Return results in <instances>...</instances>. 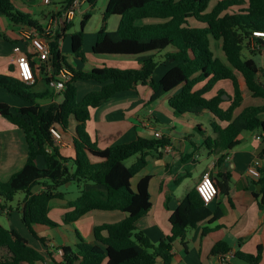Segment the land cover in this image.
Returning <instances> with one entry per match:
<instances>
[{
    "label": "trees",
    "instance_id": "obj_1",
    "mask_svg": "<svg viewBox=\"0 0 264 264\" xmlns=\"http://www.w3.org/2000/svg\"><path fill=\"white\" fill-rule=\"evenodd\" d=\"M61 14L72 0H62ZM98 0H87L95 5ZM212 0H109L103 26L97 34L92 51L97 56L141 57L137 68H117L110 66L94 67L90 71L74 68L62 53L60 42L71 39L73 55L84 60L83 46L85 25L91 18L85 16L81 29L68 34L73 24L60 27L52 38L53 67H63L73 73V78L59 95L63 100L44 106L39 100L54 94L34 93L32 86L23 82L18 75L0 74V89L18 96L25 106L12 108L0 102V116L20 129L27 145V161L24 167L14 173L9 180H0V211L11 209L19 213L22 223L31 235L38 237L35 226L58 227L50 217L53 201H67L61 187L77 182L80 194L66 204L64 223L71 225L93 211L122 212L126 217L116 223H105L94 227V243L86 242L78 233L79 242L75 247L62 248V260L55 264H156L161 258L164 264H172V245L185 237L189 228L205 222L212 214L197 189L183 199L170 218L172 233L155 246L139 230V222L152 209L149 190L151 176H146L132 188V180L148 165L152 153L161 151L170 144L167 138H143L117 144L106 149L99 148L93 140L87 124L92 111L116 95L137 91L139 86L152 91L149 103L179 89L169 99L173 114L182 117L186 114L199 116L209 112L213 116L211 127L215 138H208L207 144L221 151H231L239 144L242 132L259 131L264 134V105L248 106L239 115L237 109L243 103L241 80L253 98L264 101V69L255 58L264 50V0H220L208 11ZM55 14V13H54ZM0 15L13 25L36 30L44 38L43 25L28 14L21 12L13 0H0ZM112 16L121 18L117 31H109L107 20ZM212 39L222 42L226 63L216 58L212 50ZM249 52L250 56L245 53ZM32 61L34 55H28ZM159 67L167 69L155 79ZM15 67L10 66V72ZM44 80L49 82L43 74ZM221 81H230L234 95L230 97L220 90L214 97L207 95ZM91 82L100 85L99 90L87 93L78 99V83ZM228 98V99H227ZM228 108H223L226 101ZM76 121L73 146L75 156L67 158L54 141L51 128L68 132L70 121ZM224 125V126H222ZM134 156L138 160L130 167L125 162ZM43 159L45 168H39L37 161ZM258 184L262 192L255 194L264 205V169L260 171ZM218 195H225L232 202L234 190L229 180L218 183L212 178ZM42 191H37L38 188ZM23 195L16 202L17 195ZM16 202V203H15ZM23 205L25 206L23 208ZM223 216L216 212L209 219L213 225ZM206 226L203 234L220 229ZM0 264H36L45 261V256L33 247L18 230L6 228L0 223ZM232 250L225 242L217 243L211 257L225 255ZM236 256L247 264H260L262 248L256 255L238 252Z\"/></svg>",
    "mask_w": 264,
    "mask_h": 264
},
{
    "label": "crops",
    "instance_id": "obj_2",
    "mask_svg": "<svg viewBox=\"0 0 264 264\" xmlns=\"http://www.w3.org/2000/svg\"><path fill=\"white\" fill-rule=\"evenodd\" d=\"M107 1L109 2V0ZM62 2L60 0L58 2L60 4L59 9L48 14L46 18L43 14L45 21L48 22L54 13L62 9ZM42 4L47 5L45 0H42ZM23 6L27 5L24 4ZM94 6L88 2L82 5L81 12L76 15V17L82 18L81 23L87 14L91 15V10ZM111 18L106 22L108 30ZM74 21L72 24H74ZM120 21L121 18H119L118 29ZM100 29H98V32ZM31 32V29L13 25L5 16L0 15V37L3 36L14 47L19 45L23 51L34 55L32 61L37 64L39 63V58L35 55V52L38 50L39 40L35 36H33L31 41L25 40V36ZM85 44L86 42L84 41L83 53ZM60 48L64 55V50L71 48V46L65 47V41L63 40L60 43ZM12 53L13 50L10 52V62L7 67L10 69V66L13 64L15 71L12 73L18 75L17 66L12 60ZM108 58L135 60L124 67H117L123 69L139 67L142 59L141 57ZM76 59L80 58L76 56ZM100 65L98 63L94 67H100ZM102 66L116 67L106 64ZM73 67L83 71H90L84 68V60L82 59L81 62L76 61V66ZM166 71L167 69L164 68L159 79ZM240 80L244 99L245 90L248 92L249 90L242 79ZM42 83L47 84L43 76L37 74L35 84L31 85L32 91L34 93L47 92L43 88L44 85L42 87ZM80 86L85 91L81 98L78 96L79 100H82L90 91L101 88L100 85L91 82H79L78 92ZM142 88L145 90L142 95L138 88L137 91L119 94L104 102L100 107L92 111L91 119L87 124L92 139L97 141L101 149L128 143L136 140L138 137L154 139V137L159 138V135H161L163 138L170 140V144L160 152L161 155L152 153L149 156L147 167L132 180V188L136 190L141 179L146 176L152 177L149 186L152 209L139 222V230L148 237L151 243L157 246L161 240L171 235V216L177 210L181 201L196 190L197 185L206 173H210L211 177L216 179L218 183H222L224 178L227 177L230 188L235 192L232 202L227 196L218 195L212 203L206 205L207 210L212 216L218 211H221L223 216L213 225H208V221L212 216L209 217L197 227L189 228L183 239L176 240L172 245V264H221L220 256L211 257L213 247L219 242L227 243L235 254L242 252L256 255L258 248L261 247L262 259L260 264H264V205L260 206V199L255 197V194L262 192V186L258 184L259 180H254L248 176L249 167L257 159L262 161L260 171L264 169V134H261L259 131L242 132L239 136V144L233 150L228 152L221 151L215 146L207 144L208 138H215L211 127L213 116L209 112H204L199 116L193 114H186L182 117L175 116L169 107V99L179 91L178 89L157 102L149 103L152 91L148 86H142ZM249 94L252 97L250 92ZM52 102L59 103L56 99H52L50 103L44 106ZM262 105H264V101ZM201 117L208 118L209 126L206 128L204 123L200 121ZM9 128L0 126V176L6 178V181L14 173L21 170L27 161L24 135L17 134L13 129ZM7 130H9V134L13 132L14 136L8 137ZM147 133L153 135V137H147ZM198 134H201L200 138H197ZM258 136L261 137V140L257 139ZM74 137L75 130L64 133L63 143L59 145L62 155L67 158L75 156ZM21 140L24 142L22 149L20 145L22 143ZM37 164L39 168L46 167L44 160L41 158L38 159ZM196 169H198L199 174L194 178ZM187 178L193 179V184L186 185ZM253 185L260 186V192L257 189L252 190L251 187ZM42 190V187L37 189L38 192ZM23 198V195H21L19 199L16 197L15 201H22ZM68 201L70 200L61 201L57 206L51 205L50 217L58 223V227L55 229L58 230L56 236H50L46 231L44 232L45 234L38 233V237L44 239L45 242H41L34 237L31 239L25 236L30 244L45 256L44 262L36 264H55L54 260L60 262L62 260V248L67 246L75 247L78 244V233L86 242L94 243V227L105 223L120 222L126 217L124 213L118 211H93L77 222L67 225L64 223V215L67 212L66 204ZM0 216L7 217L9 229L19 231L17 226H20V224L21 226H25L21 221L20 215L15 210L0 211ZM0 223L4 225L1 221ZM218 225H220V229L205 235L203 234L206 226L214 228ZM6 254V251L0 250V256ZM156 264H164V262L159 258ZM231 264L247 263L236 256L231 261Z\"/></svg>",
    "mask_w": 264,
    "mask_h": 264
},
{
    "label": "rangeland",
    "instance_id": "obj_3",
    "mask_svg": "<svg viewBox=\"0 0 264 264\" xmlns=\"http://www.w3.org/2000/svg\"><path fill=\"white\" fill-rule=\"evenodd\" d=\"M59 1L60 0H45V3L47 5H43L42 0H13V3L16 6V8H18L21 12H23L24 14H28V15L32 16L33 19L39 21L43 26H45L47 24V21H45L44 16L46 18L48 16V14L56 11V9H59V7H60V4L58 3ZM219 1L220 0H212V2L210 3L208 11H210ZM107 2H108L107 0H98L97 1L95 6L91 10V18L87 21V24L85 26V42H86V44H85V49H84V68L86 70H91L94 66H97L98 63L101 64L100 67L103 64L112 65V66H116V67H124L127 64L135 61V60L126 59V58L111 59V58H108V56H97L92 51V47L96 41L98 29H100L102 26V17H103V14L105 13V10L107 7ZM24 4L27 5L28 7L23 6ZM43 14H44V16H43ZM119 18H120L119 16H112V18L110 19L109 31H115L118 29ZM81 19L82 18H80V17H76L74 24H73V27L71 28L70 31H68L69 35L76 32V31H79L81 29ZM10 35H12V33H10ZM32 38H33V36L31 33H29L25 36V40H27V41H31ZM64 41H65V47L71 46V39L69 36L66 37V39ZM211 42H212V50L215 53L216 58H219L226 63V59H225L224 53L222 51V42H217L213 39ZM13 48H14V45L12 43L6 41V39L3 36L0 37V74H2V75H6V76H10V77L16 76L14 73L10 72L9 67H7L8 63L10 62V57H9L10 52H11V50H13ZM245 55L250 56L249 52H247V51H246ZM64 56H65L66 60L68 61V63H71V65H73V66H76V61L81 62V59H76V56L73 55L71 48L64 50ZM255 58L257 59L259 64H261V67L264 69V50L261 52V55H257ZM163 70H164L163 67L157 69V71L155 73L156 79H159V77L162 75ZM43 85H44V87H43ZM42 87L45 90L49 91L51 94H54L53 99H56L58 102H61L63 100V96L59 95L60 93H56L55 89L53 87H51L48 84V82H47V84L42 83ZM42 87H40V89H42ZM143 89L144 88H142V86H139V92L141 93V95L145 92V90H143ZM220 90H225L227 95L230 97H233V95H234V89H233L232 83L230 81H221L214 87V89L207 95V97L211 98V97L216 96ZM84 91L85 90L83 89V87L80 86L79 92H78V96L80 98L82 97ZM244 93H245V98L243 100L241 107L237 110L235 116H237L239 111L243 110L244 108H246L248 106H261L263 104L262 100L254 99V98L250 97V94L247 90H245ZM51 101H52L51 96H48L42 100H39V102L42 105L50 103ZM0 102L9 104L12 108L21 107V105H25L24 101H22L18 96L11 94V93H9L5 90H2V89H0ZM229 105H230V102L227 100L225 102V104L223 105V108H228ZM147 112H148V110L146 111V114H147ZM179 121L181 122V120H179ZM200 121H202L204 123L205 128L207 126H209V122H208L207 117H201ZM0 126H6L8 128L11 127L9 129H13L17 134H20L22 136L24 135L20 129H18L17 127L10 124L7 120L2 118L1 116H0ZM75 129H76V121L74 119H71L68 132H73ZM6 132H7L8 137L14 136L13 132L10 134H9V130H7ZM146 135H147V137H151V138L153 137V135H151L149 133H147ZM199 136H201V134H198L197 138H200ZM21 142H22V140H21ZM24 142H22L20 144L21 149H22ZM25 147H26L25 150H27L26 142H25ZM137 158H138V156H134V157L130 158L129 160H127L125 162V165L127 167L132 166L137 161ZM198 169H196L194 172V176H193L194 178H196L199 174ZM0 180L6 181V178H3L0 176ZM193 182H194L193 179L187 178L186 185H191V184H193ZM60 191L66 193V199L67 200L74 201L78 198V196L80 194L79 193L80 192V186L77 182H73L71 185L67 184L65 187H61ZM20 196H21V194H19L17 196V199H19ZM60 202L61 201L56 200V201H53L51 203V205L57 206L60 204ZM0 221L5 225L6 228H9V223L7 221L6 216H0ZM17 227L19 229V232L23 236H28L29 238L32 239L33 236L29 232L28 228H26L25 226H21V224H20V226H17ZM53 228L54 227L37 225V226H35V232H36V234H38V233L45 234L44 232L46 231L50 236H52V235L56 236V233L58 230H55L56 228H54V229Z\"/></svg>",
    "mask_w": 264,
    "mask_h": 264
},
{
    "label": "built area",
    "instance_id": "obj_4",
    "mask_svg": "<svg viewBox=\"0 0 264 264\" xmlns=\"http://www.w3.org/2000/svg\"><path fill=\"white\" fill-rule=\"evenodd\" d=\"M87 3V0H72V3L67 9H63L61 14H54L43 27L44 38L39 36V33L36 30H32V36L38 38V50L35 52V55L39 58V63L33 65L28 57V53L23 51L22 47L17 45L13 49L12 60L17 66V72L19 78L25 82L27 85H33L36 82L37 74L46 76L49 80L48 84L55 89L56 93H61L65 90L66 84L72 80L73 73L63 67L59 70H56L53 67L52 62V43L55 41L50 38L57 30L62 27V24H70L75 20V17L78 13L81 12V7L83 4ZM254 35L262 37L264 40V33L255 32ZM62 42V41H61ZM60 42V43H61ZM54 141L61 145L63 143V137L60 131L51 128ZM162 136L159 135V138ZM258 140H261V137H257ZM261 165L262 161L257 159L248 169V176L254 180H259L261 178ZM197 191L201 196L202 200L206 205L212 203L218 196V191L210 173H206L199 184L197 185ZM236 257L235 252L231 251L225 255L220 256L221 264H231V261Z\"/></svg>",
    "mask_w": 264,
    "mask_h": 264
},
{
    "label": "water",
    "instance_id": "obj_5",
    "mask_svg": "<svg viewBox=\"0 0 264 264\" xmlns=\"http://www.w3.org/2000/svg\"><path fill=\"white\" fill-rule=\"evenodd\" d=\"M64 28V25L62 24V29ZM55 47V43H52V48H54ZM251 189L252 190H254V189H257L258 190V192H260V186H256V185H253L252 187H251ZM25 206L23 205V208H24Z\"/></svg>",
    "mask_w": 264,
    "mask_h": 264
}]
</instances>
